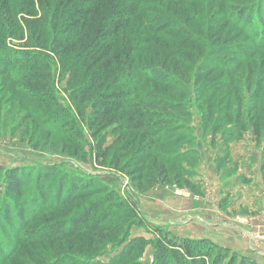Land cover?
<instances>
[{"label": "trees", "instance_id": "16d2710c", "mask_svg": "<svg viewBox=\"0 0 264 264\" xmlns=\"http://www.w3.org/2000/svg\"><path fill=\"white\" fill-rule=\"evenodd\" d=\"M140 1L39 0L41 4L37 6L38 2L35 0H0V74H12L9 72L13 70L19 72V79L29 80L34 78L35 74L40 75L41 70H46L48 66L42 53L11 54L4 43L8 37L25 39L28 34L30 36L26 42L28 47L42 48L59 55L66 65L73 57L74 63L67 67L71 71L68 85L76 83V87L69 95L70 102L76 105L80 114H84L81 109L87 104L89 95L91 93L95 95L91 102V119H88L89 125L93 128L106 125L118 116L122 117L114 128L119 134L116 140L122 141L120 145L105 147L104 143L97 141L96 160L99 164L128 174L131 180L130 186L140 195L146 194L158 185H175L198 192L200 184L196 179L194 181L187 177L198 175L199 153L196 150L190 151L196 153L198 158L194 161L196 169H192L180 163L188 157L179 158L172 156L171 153L169 155L167 151L169 147L183 141V135H177V132H183L187 127L176 122L175 117L161 115L162 112H180L181 116L189 114L188 111L182 110L181 98L185 96L183 94L185 89L178 86L169 87V84L176 82L174 76L184 77L181 69L187 66V61L183 60L187 54L184 53L187 42L156 44L155 41L158 42L161 36V28L155 32L151 31L149 26L156 18L146 13L149 7ZM254 1L246 0L251 3ZM261 2L263 4L264 0ZM47 8L51 10L48 11ZM258 8L260 9V5L238 6L234 11L236 15L233 19V23L237 24L240 31L251 40L249 46L254 49L264 47V10L260 11ZM20 14L25 15L24 25L23 20L19 18ZM117 20L124 22L117 23ZM71 28L72 32L69 31ZM66 32L68 35H64ZM148 46L157 47L160 52L157 58L162 59V64L170 69L167 72L170 79L159 83L165 86L161 89L158 87L159 91L155 90V93L151 92V94L137 89L143 88L145 86L143 80H147L157 72L155 71L157 67L152 64L158 59L147 52ZM251 47L249 49H253ZM201 48L199 51L201 54L211 51L223 56L233 55L235 58L240 57L239 54L242 52L234 46L211 49L208 45H203ZM75 52L77 53L74 55ZM181 54L182 56H179ZM245 56L246 54L241 59ZM143 62L151 65L142 64ZM117 65L121 66L116 68ZM209 70L204 69L200 74L206 76ZM160 76L159 74L154 76V78L158 77L156 81L167 77ZM118 77L121 83L132 85V89L116 87L120 86ZM202 77L204 75H199L198 79ZM199 90L203 92L204 89L199 88ZM177 91L180 94H176ZM129 96L128 103L121 101L122 98ZM209 101L210 99L206 98L208 105L206 104L204 108L203 104L200 109H212ZM147 104L162 108V112L157 109L152 110ZM262 108L261 111L264 113V105ZM119 111L122 113L119 114ZM128 111L130 113H127ZM211 114L208 112L204 117L211 119ZM249 118L256 139H262L264 116L255 115ZM221 120L223 119L219 118V122ZM227 122L231 127L222 132V138L223 144L229 150V142L243 137L247 123L238 118L235 121L227 119ZM213 131L218 130L213 129ZM167 138L173 139L168 143L164 141ZM194 144L192 145L195 146ZM165 150L168 153L163 152ZM227 152L226 155L217 158L218 169L225 166L229 160ZM5 171V195L12 200H19L26 183L27 170L14 167ZM36 171H38L35 177L36 192L39 194L41 205L36 204V199L30 203V200L24 199V208L15 210L14 206L18 203L14 200L15 205L12 208L8 207L5 212L8 220L11 214L15 213L19 223L31 226L30 230H33V234L29 233L30 238L65 241L76 237L93 238L95 234L104 231L117 234L115 238H120L123 234L122 242L127 239L125 224L128 222L129 214L136 212V209L132 204L128 206V202L118 197L115 191H108L109 189L102 187L89 174L60 171L55 167H43L41 170L38 168ZM133 194L136 195L134 192ZM74 203L79 204V209L72 210V207H67ZM106 203H109L108 206L114 205L116 209L123 208L124 212L115 216L113 210L103 209ZM49 211L55 215L46 219V213ZM58 212L66 213V216L56 215ZM39 219L45 220L46 223L40 224ZM8 220L5 219L6 222ZM162 236V239L155 242L154 264H259L252 257L221 246L210 238H180L171 231L163 232ZM148 244L150 241L143 237L132 238L123 248L122 255L115 257L110 263L76 261L73 260L75 259L73 256L70 258L67 256L59 259L56 264H67L70 260L73 261L69 264H122L128 258L141 255ZM4 264L8 263L4 262Z\"/></svg>", "mask_w": 264, "mask_h": 264}, {"label": "rangeland", "instance_id": "374dc122", "mask_svg": "<svg viewBox=\"0 0 264 264\" xmlns=\"http://www.w3.org/2000/svg\"><path fill=\"white\" fill-rule=\"evenodd\" d=\"M35 1L38 2L37 6H40L39 0ZM261 1L255 0L252 3L246 2V0L140 1L149 7L146 13L154 15L156 18L149 26L151 31L155 32L161 28V36L158 42L155 41L156 44H169L173 41L187 42L186 51L184 50V53L187 54L183 58L187 61V66L181 69L184 77L174 76L173 79L176 82L172 85L169 84V87L178 86L185 89L183 91L185 96L181 98L182 110L188 111V116H181L180 112H162V108L147 104L152 110L157 109L162 112L161 115L175 117L176 122L187 127V130L177 132V135H183V141L169 147L167 151L172 156L188 157L187 160H182L180 163L184 167H192V169H196L194 161L198 158L196 153L191 152L196 150L200 155L198 144L201 142L207 141L221 157L228 151L229 160L225 163V167L228 163H232L233 158L236 157L232 167L228 168V173H237L239 165L243 171L233 181L234 187L236 186L234 198L242 193L243 185H246L244 188L246 193H250V191L256 193L258 190L257 178L261 172V175L264 176V136L260 140L256 139L249 118L255 115L264 116L261 111L264 105L262 104L264 100V47L254 49L249 46L251 40L240 31L237 24L233 23L236 7L260 5V9H258L262 11L264 2L262 4ZM47 10L51 9L47 8ZM19 18L23 20V25L26 24L24 14H20ZM121 21L124 22V20H117V23ZM69 31L72 32V28ZM64 35H68V32ZM29 37L28 34L25 39L8 37L4 42L5 46L9 48L7 51H11V54L42 53L48 66H46V70H41L40 75L35 74L34 78L29 80L19 79V72L13 70L9 72L12 74H0V264H4V262L8 264H56L59 259H64L63 257L67 256L69 258L73 256L75 258L73 260L76 261L110 263L115 257L122 255L123 248L130 239L135 237H143L149 240L150 244L141 255L128 258L122 264H154L155 242L162 239L163 232L170 231L167 225L171 226L178 221L162 217H144L139 205H136L139 203L140 194L130 186L131 180L128 174L107 168L96 160L97 141L104 143L105 147L110 145L117 147L122 143L121 140H116L119 134L114 130L122 117L118 116L117 119L106 125H101L99 128L90 126L88 119H91V102L95 95L92 93L89 95L90 99L88 98L87 104L81 109L84 114H80L76 105H73L69 99L76 83L68 85L71 71L67 67L74 63V58L69 59L68 65H66L59 55L42 48L28 47L26 42ZM30 45L35 44L30 43ZM203 45H208L211 49L234 46L242 52L238 58L228 54L223 56L211 51L203 52V55L199 52ZM250 47L253 49H249ZM147 50L155 58L160 53L155 46L153 48L148 46ZM231 52L229 51V53ZM244 54L246 56L241 59ZM157 59L152 64L157 67L155 69L157 72L147 80H143L145 86L137 88L138 91H143L146 94L155 93V90L159 91V88L165 86L159 83L170 79L169 75L167 76L170 69L162 64V59ZM142 64L150 63L143 62ZM119 66L121 65L115 67ZM204 69H210V72L206 74L208 77L205 74H200L202 71L204 72ZM157 74L161 75L160 77L163 75L167 77L156 81L158 77L154 78V76ZM199 75H204V77L198 79ZM117 79L120 86L116 87L132 89V85L121 83L119 77ZM199 88L204 89L203 92ZM113 90L116 91V89ZM175 93L180 94L178 91ZM117 95L119 96V94ZM206 98L210 99L209 105L213 107L210 110L200 109L203 104L202 107H206ZM129 100L130 96L122 98L121 101L128 103ZM208 112L212 113L211 119L204 117ZM118 113L120 114L122 111ZM219 118L223 120L219 122ZM237 118L246 121L247 130L241 139H232L229 142L228 150L223 144L222 132L231 127L227 119L235 121ZM213 129L218 131L214 132ZM171 139L173 138H167L164 141L169 143ZM193 143L195 146L192 145ZM233 147L238 151L237 156H231ZM167 151L163 152L168 153ZM14 167L27 170L26 183L19 200H12L5 195V170ZM43 167H55L60 171L92 175L102 187L109 189L108 191H115L118 197L128 202V206L132 204L136 212L129 214L128 222L125 224L124 229L128 232L127 239L122 242L123 234L120 238H115L117 234L104 231L95 234L93 238L76 237L65 241L36 239L29 237V233L33 234V230H30L31 226L19 223L15 213H12L8 220L5 214L6 209L10 206L12 208L15 202L18 203L14 206L15 210L24 208V199L30 200L29 203L36 199V204L41 205L39 194L36 192L35 177L38 174L36 169L41 170ZM32 170L34 171L32 172ZM196 175H190L187 178H192L195 181ZM133 192L136 194L135 196ZM249 195L247 194V196ZM14 200L15 202H13ZM234 202L236 203V201ZM69 205L67 207H72V210L80 207L77 203ZM108 205L109 203L104 204L103 209L113 210L115 216L124 212L123 208L116 209L114 205ZM52 211L46 213V219L48 216L55 215ZM61 213L58 212L56 215L66 216V213ZM28 217L30 218L31 214ZM5 219L8 221L6 222ZM237 221V219H229V222L233 223L235 227L239 226L247 231L242 224H237ZM42 223H46V221L40 220V224ZM249 233L247 231V234Z\"/></svg>", "mask_w": 264, "mask_h": 264}, {"label": "crops", "instance_id": "0c3cea01", "mask_svg": "<svg viewBox=\"0 0 264 264\" xmlns=\"http://www.w3.org/2000/svg\"><path fill=\"white\" fill-rule=\"evenodd\" d=\"M210 146L207 141L198 144L200 151V165L196 177L200 184L198 192L175 185L155 186L146 194L140 195L139 209L144 217H162L178 221L167 226L180 238H210L221 246L231 248L242 255L252 257L259 264H264V176L259 171L256 193L250 190V193H246L244 189L246 185H243L242 193L238 194L239 199L234 198L236 186L234 187L233 181L243 171L239 165L237 173H228V168L232 167L236 157L227 167L222 166L218 169L217 158L220 156L217 150ZM236 150L234 147L231 149V156H237ZM232 218L237 219V224H242L250 233L247 234L242 227H235L230 223L229 219Z\"/></svg>", "mask_w": 264, "mask_h": 264}, {"label": "built area", "instance_id": "2783aa9c", "mask_svg": "<svg viewBox=\"0 0 264 264\" xmlns=\"http://www.w3.org/2000/svg\"><path fill=\"white\" fill-rule=\"evenodd\" d=\"M151 223V222H150ZM155 224H157L156 222H154ZM159 224V223H158ZM158 226V225H157Z\"/></svg>", "mask_w": 264, "mask_h": 264}]
</instances>
